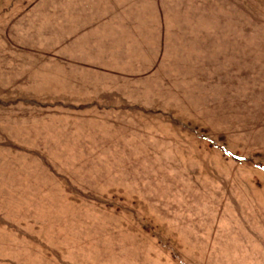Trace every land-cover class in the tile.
Segmentation results:
<instances>
[{"label": "rangeland", "instance_id": "obj_1", "mask_svg": "<svg viewBox=\"0 0 264 264\" xmlns=\"http://www.w3.org/2000/svg\"><path fill=\"white\" fill-rule=\"evenodd\" d=\"M174 1L231 67H120L155 0H0V264H264V0Z\"/></svg>", "mask_w": 264, "mask_h": 264}, {"label": "crops", "instance_id": "obj_2", "mask_svg": "<svg viewBox=\"0 0 264 264\" xmlns=\"http://www.w3.org/2000/svg\"><path fill=\"white\" fill-rule=\"evenodd\" d=\"M157 5L162 8L165 5L166 13L161 15V19L158 23L157 13L151 15V30H146L147 36L150 38V46L138 47L128 46L127 48L119 51L118 65L120 67L138 66V60L133 55L136 53V49L144 52L145 55L150 54L154 57V63L160 66L164 61L172 63L171 66L179 69H217L225 66L223 56L215 53L213 47L217 44L218 40L223 35L222 29L213 28L217 26L214 23L216 18L210 16L190 15L184 11L180 13L173 12L174 0H155ZM123 21L127 26L132 28L133 35L136 37L134 42L136 43L137 35L139 34L135 26L128 21L123 15H121ZM110 20V16L102 17L101 21L105 22ZM161 21V23H160ZM213 22L214 25H211ZM227 34H230L227 32ZM141 42V37L139 35ZM109 57L114 55L113 50H108ZM207 54H210L208 58ZM208 58V59H207Z\"/></svg>", "mask_w": 264, "mask_h": 264}]
</instances>
